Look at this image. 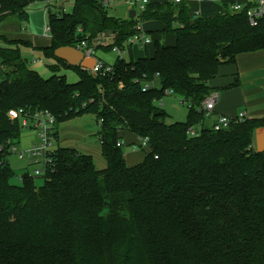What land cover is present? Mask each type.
Wrapping results in <instances>:
<instances>
[{"label":"trees","instance_id":"obj_1","mask_svg":"<svg viewBox=\"0 0 264 264\" xmlns=\"http://www.w3.org/2000/svg\"><path fill=\"white\" fill-rule=\"evenodd\" d=\"M102 2L0 0V24L28 22L34 3L59 8L48 12L51 43L42 48L58 63L48 78L25 62L21 48L29 42L0 35V264H264V153L255 148L264 117L215 131L201 126L198 110L220 67L264 50V16L253 26L246 12L255 5L202 17L192 3H152L133 20L117 19ZM148 22L161 24L147 33L154 52L134 60L128 40ZM101 33L114 42L94 47ZM82 42L104 52L116 47L122 57L110 72L104 62L90 72L55 58L56 49ZM59 67L78 80L56 75ZM170 95L187 105L185 121L166 124L158 103ZM11 110L48 112L54 141L60 125L92 115L106 167L59 147L45 153L43 185L28 173L12 184L8 155L23 127ZM125 132L148 139L135 166L123 156Z\"/></svg>","mask_w":264,"mask_h":264},{"label":"rangeland","instance_id":"obj_2","mask_svg":"<svg viewBox=\"0 0 264 264\" xmlns=\"http://www.w3.org/2000/svg\"><path fill=\"white\" fill-rule=\"evenodd\" d=\"M112 3L107 8L108 15L117 19H126L128 17V8L123 6L120 0H110ZM219 0H208V3H204L201 6V15H206L209 11L205 8L206 4L209 5H219ZM229 8L232 5H228ZM59 8L57 6L50 5L49 7L45 6L43 3H34L28 8V22H19L16 18H10L0 24V35H4L6 38L11 40H22L29 42V47H22L21 51L25 60H28L29 67L32 70H36L42 78H48L52 76L55 72H52V67L58 66L57 61L54 58L47 57L42 48L50 46L51 39L49 32L45 31V27L48 25V12L53 13L57 12ZM71 5L67 4L65 12H70ZM144 24V23H143ZM160 27L159 25H157ZM146 29L149 26H145ZM152 32V31H151ZM146 35H149L146 33ZM152 41L158 40L162 42L161 37L151 36ZM167 41L170 40V37L166 38ZM5 44L0 41V46ZM154 52V43L145 47L135 46L132 48L133 59L137 60L143 57L145 54L148 56L152 55ZM94 56L103 60L105 64L113 66L117 54L114 52H104L103 50H94ZM123 58L129 60L128 55H123ZM38 61L37 64H34L33 61ZM56 75H65L66 80L70 83L78 80L77 74L70 69H65L59 67ZM3 78L0 72V80ZM215 81V80H214ZM158 105L165 110L168 114L166 118V124H171L177 121L185 120L187 116V105H180L179 100L174 95L165 96L158 103ZM177 118V119H175ZM212 118V117H211ZM206 124L205 126H208ZM99 125L96 122V119L92 115H85L76 119H72L60 125L58 133L59 137L57 141L52 140L50 144V150H55L57 148H68L75 149L79 153L84 155H90L93 158L95 167L98 170H102L106 167V163L101 156V145L98 138ZM40 145V135L37 130L34 128L22 129L20 140L16 146V149L19 153L26 152L31 149H39ZM136 147L137 153L142 157L144 151H141L140 148ZM133 146H123L122 152L126 156L132 152ZM129 158V156L127 157ZM8 161L11 169L15 172V177L11 180V183L17 185L20 183L21 175L28 173L30 176L34 177V181L37 184L36 186H41L44 183L43 176L36 177V171L44 170V157L36 156L32 159L29 158L20 159L18 155L13 152L8 155ZM128 161H132L128 159ZM31 164V165H29Z\"/></svg>","mask_w":264,"mask_h":264},{"label":"crops","instance_id":"obj_3","mask_svg":"<svg viewBox=\"0 0 264 264\" xmlns=\"http://www.w3.org/2000/svg\"><path fill=\"white\" fill-rule=\"evenodd\" d=\"M219 5L206 4L205 8L209 11L202 17L222 15L230 8L228 5H255L257 0H219ZM208 3V2H204ZM204 3L192 2L196 10L201 14V6ZM47 6V3H43ZM67 7V4L64 5ZM231 7V6H230ZM149 26L148 29L145 26ZM159 25L160 27H158ZM144 33L161 29V24L156 22H148L141 25ZM149 37V35H147ZM150 38V37H149ZM169 41H172L171 39ZM22 55L23 52L21 51ZM104 62L103 60H101ZM34 64L38 61L34 60ZM35 72H37L35 70ZM38 73V72H37ZM39 74V73H38ZM40 75V74H39ZM215 80V81H214ZM209 83L213 92L217 95V104L214 113L205 121V125L209 123L210 127L219 115L226 117H236L244 113L247 118H263L264 117V50L246 53L237 56L234 65L223 66L219 68L217 77ZM236 84L235 86H232ZM188 112V111H187ZM188 114V113H187ZM212 117V118H211ZM187 116H185V119ZM177 119V118H175ZM178 120V119H177ZM175 122H183V121ZM122 146H133L137 144V137L130 133H122ZM137 153H129L124 156L128 166H135L142 162L144 156L140 157ZM129 156V158H127ZM131 159L132 161H128Z\"/></svg>","mask_w":264,"mask_h":264},{"label":"built area","instance_id":"obj_4","mask_svg":"<svg viewBox=\"0 0 264 264\" xmlns=\"http://www.w3.org/2000/svg\"><path fill=\"white\" fill-rule=\"evenodd\" d=\"M103 4L106 6H110L112 1L110 0H102ZM121 4L128 8V12L130 10L135 11V17L142 12L147 5L152 3H172L174 5H179L182 3H204L208 2V0H120ZM64 9V8H63ZM65 10V9H64ZM231 11L233 12H239L242 10V6L240 5H232L230 7ZM228 10V11H229ZM196 16H201L200 12L196 10L195 12ZM248 21L250 25L255 26L259 19H261L264 16V0H257L255 6L253 8H250L246 12ZM137 33L130 37L128 40V45L130 46L131 50L135 46L139 47H145L150 43V38L144 33L141 25L137 26L136 28ZM45 31L50 33V27L47 25L45 27ZM96 44L93 46H108L114 42V35L113 34H105L101 33L97 39ZM76 49L81 51L84 54V57H94L96 59L95 67L90 72H97L99 69L102 68L103 64L102 61L97 59L94 56V48L87 47L85 42H82L79 44ZM113 52L117 54V56L122 57L121 51L118 50V48H114ZM106 71L110 72L112 71V67L108 66ZM217 95L215 93H210L200 104L198 107V110L202 113L204 120L202 121L201 126L205 127V121L214 113L215 105L217 104ZM180 105H184L183 103L179 102ZM8 117L11 120H21V125L23 129L26 128H34L39 132L40 135V145L39 149H31L26 152L19 153L16 149V147L12 148V152L20 159L29 158L31 161L36 156H45V153L50 150V144L52 141L51 138V128L54 124L53 117L48 112H37L34 114H28L24 113L22 110L20 111H9ZM246 115L244 113L239 114L236 117L230 118L226 116L219 115L216 119V121L210 126L215 131H219L221 129L227 128L231 123H237L241 122L244 119H246ZM188 134L193 136L196 134L195 129H188ZM138 145H136L140 149H146L148 146V139L143 138L138 140ZM117 146H121L120 143L117 144ZM136 151V147L132 148V152ZM45 175V171H36L35 176L41 177Z\"/></svg>","mask_w":264,"mask_h":264},{"label":"water","instance_id":"obj_5","mask_svg":"<svg viewBox=\"0 0 264 264\" xmlns=\"http://www.w3.org/2000/svg\"><path fill=\"white\" fill-rule=\"evenodd\" d=\"M128 18L133 20L135 18V11L128 12ZM97 41L94 42L96 44ZM54 56L58 60L65 62L71 67L79 66L86 71H92L96 64L94 57H84V54L73 47H61L54 51ZM27 62V60H25ZM255 148L257 153H264V127L258 128L255 131Z\"/></svg>","mask_w":264,"mask_h":264}]
</instances>
